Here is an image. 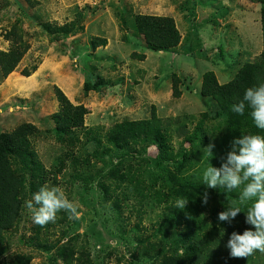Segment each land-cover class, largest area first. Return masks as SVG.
<instances>
[{
    "label": "rangeland",
    "instance_id": "obj_1",
    "mask_svg": "<svg viewBox=\"0 0 264 264\" xmlns=\"http://www.w3.org/2000/svg\"><path fill=\"white\" fill-rule=\"evenodd\" d=\"M263 6L250 0H0V52H23L6 77L0 63V134L23 124L36 129L29 136L31 152L10 159L23 184L18 217L0 244V264H64L81 251L92 264H160L162 254L147 256L136 246L134 226L141 220L140 233L152 237L165 226L164 204L142 199L141 185L111 173L123 156L142 165L149 182L158 150L118 147L105 136L115 124L150 120L152 108L167 133L164 148L174 150L168 167H185L176 190L197 196L198 213L212 226V200L204 204L203 194L226 195L202 183L210 159L204 149L214 143L210 163L217 169L231 150L221 148L226 116L200 95L203 75L212 72L223 85L260 56ZM137 15L171 17L179 46L154 50L135 28ZM63 28L71 34L65 37ZM95 39L105 44L94 48ZM176 78L178 98L171 89ZM85 83H97L98 92L85 91ZM55 89L86 110L81 128H60ZM202 115L207 118L198 139L185 142L183 130L191 133ZM45 185L60 187L78 218L62 210L54 222L35 224L27 202ZM175 238L176 232L167 235L164 229L153 237L163 241L160 251ZM245 264H264V252Z\"/></svg>",
    "mask_w": 264,
    "mask_h": 264
},
{
    "label": "trees",
    "instance_id": "obj_2",
    "mask_svg": "<svg viewBox=\"0 0 264 264\" xmlns=\"http://www.w3.org/2000/svg\"><path fill=\"white\" fill-rule=\"evenodd\" d=\"M250 1H257L264 5V0ZM134 21L137 32L154 50H173L179 46L181 35L171 17L137 15ZM62 30L65 37L72 32H69L72 29L68 28ZM261 32L263 49L260 56L252 63L245 64L230 82L221 85L214 73L207 72L203 75L200 95L214 100L219 106L220 115L226 116L225 124L228 132L223 139L222 149L227 148L232 151L233 141L240 139L242 135L264 136V130L256 128L249 115L251 109L246 107L243 116L231 111L232 105L243 98L245 89L264 82V6L261 12ZM98 42L99 40L95 39L92 46L96 48L105 44L104 41ZM22 54L23 52L20 53L16 50H12L10 53L0 52V63L5 77L13 72ZM178 81L176 78L171 87L172 95L175 98L182 94L177 86ZM84 90L98 92V84L89 85L85 83ZM55 95L59 104L56 118L59 120L60 128H81L86 110L82 106H73L59 89H55ZM202 116L191 133L183 130L182 136H184L185 142L192 144L198 139V132L202 129L203 122L207 118V115ZM161 125V121L155 116V109L152 108L150 120L115 124L105 134L118 147L129 144H146L152 145L158 150L155 164L151 166L153 172L149 182L143 178L142 165H134L123 156H121L118 166L114 167L111 172L112 176L120 182H126L128 185L133 183L138 186L141 185L137 193L142 199L154 200L159 206L164 204L167 210L165 226L161 225V230L154 231L152 237L143 236L140 233L142 229L140 228L141 220L134 226L136 246L147 256L155 254L160 256L162 254L160 264H245L259 251H255L247 258H233L226 247L233 232L242 234L246 228L251 227L245 224L247 208L251 206V202L239 203L243 185L230 192L218 187V190L226 196L214 195L211 198L212 196L208 193V199L212 200L208 217L213 218V224L212 226L207 223L204 224L203 222L207 219L198 213L197 196L190 197L185 192L180 193L175 188L177 186L175 181L183 177L181 173L185 167L182 162L176 163L175 171L168 167L169 161L174 156V150L168 147L167 149L164 148L167 133L161 130ZM35 131L33 125L23 124L11 133L0 134V244L3 241L4 232L13 227L21 204L20 190L23 183L18 175L14 174L10 159L31 152L29 136L33 135ZM171 181L174 182V187L171 186L166 189V185ZM189 186L190 184H188ZM178 197L188 199V203L183 209L174 207ZM213 203L216 206L212 205ZM233 204L240 206L242 213L238 214L230 223L220 222L218 214ZM180 227L183 228L180 229ZM163 229L167 235H170V231L174 234L176 232V240L171 242L167 250L160 251L163 241H155L156 239L154 240L153 237L158 232H162ZM163 237L165 238V235ZM73 261L92 264L89 253L85 251H81L76 259L71 257L65 260L64 264H74Z\"/></svg>",
    "mask_w": 264,
    "mask_h": 264
},
{
    "label": "clouds",
    "instance_id": "obj_3",
    "mask_svg": "<svg viewBox=\"0 0 264 264\" xmlns=\"http://www.w3.org/2000/svg\"><path fill=\"white\" fill-rule=\"evenodd\" d=\"M246 107L251 109L249 115L255 127L264 130V82L245 89L243 98L232 105L231 111L243 116ZM214 146L211 143L204 149L210 159L202 172V183L208 188L219 187L229 192L243 185L239 203L251 202L245 218V224L251 227L242 234H231L226 245L229 254L233 258H247L255 251L264 252V136L247 134L234 140L233 150L219 169L210 163ZM202 199L207 204L206 191ZM187 203L188 199L178 197L174 207L183 209ZM27 208L32 211L33 222L40 226L54 222L62 210L68 212L70 218L79 216L77 207L60 187L42 186L27 202ZM240 213L241 207L233 204L218 214V220L230 223Z\"/></svg>",
    "mask_w": 264,
    "mask_h": 264
}]
</instances>
